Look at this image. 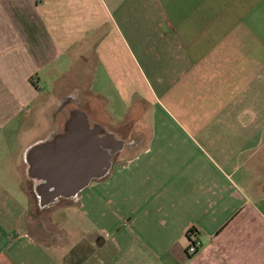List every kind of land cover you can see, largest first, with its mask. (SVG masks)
Returning a JSON list of instances; mask_svg holds the SVG:
<instances>
[{
    "label": "crops",
    "instance_id": "crops-1",
    "mask_svg": "<svg viewBox=\"0 0 264 264\" xmlns=\"http://www.w3.org/2000/svg\"><path fill=\"white\" fill-rule=\"evenodd\" d=\"M75 112L89 181L53 197ZM0 264H264V0H0Z\"/></svg>",
    "mask_w": 264,
    "mask_h": 264
},
{
    "label": "rangeland",
    "instance_id": "rangeland-1",
    "mask_svg": "<svg viewBox=\"0 0 264 264\" xmlns=\"http://www.w3.org/2000/svg\"><path fill=\"white\" fill-rule=\"evenodd\" d=\"M42 131L43 127L37 126L36 130L33 131V133L34 135L36 134L37 137L41 135ZM26 187V191H28V185ZM31 199L32 203L30 212L33 218H31L30 229L35 233H39V238L44 242L50 241V243H55L61 246L65 250V252L70 250L72 244H75L78 235H80L77 230L72 228V224L80 220V214H78L76 208L69 207L67 208V213L65 212L57 214V218H59L60 220V225L59 223H54L52 219L54 217L55 210L59 206L72 205L74 200H69L65 198L61 199V201L56 204L45 206L42 208L39 205L40 200L37 198L36 192L33 188L31 189ZM38 221H42V230H37ZM79 247L83 249V245H79Z\"/></svg>",
    "mask_w": 264,
    "mask_h": 264
},
{
    "label": "water",
    "instance_id": "water-1",
    "mask_svg": "<svg viewBox=\"0 0 264 264\" xmlns=\"http://www.w3.org/2000/svg\"><path fill=\"white\" fill-rule=\"evenodd\" d=\"M74 120L72 122L73 128H71V133L69 134L67 138V142L64 144V161L63 165H61V168L63 170L62 178H59L58 184L56 186V192L53 194V197H57L60 195L70 197L78 190L83 188V186L87 185L89 178L87 176L82 178V183L78 187L69 188L68 184L72 181V172L74 168V161L78 158H82L83 164L86 163V161L96 152V144H97V138H93L91 136V133L87 132L84 127H76L75 123L77 119H80L82 123H86V119L84 118V115L79 112L74 113ZM93 138V139H92ZM96 141L94 144L92 141ZM66 160V161H65ZM81 168V167H79ZM88 166L86 165L85 168H81V170L87 169ZM52 184H50L51 186ZM64 185L66 187H64ZM69 188V189H68Z\"/></svg>",
    "mask_w": 264,
    "mask_h": 264
},
{
    "label": "built area",
    "instance_id": "built-area-1",
    "mask_svg": "<svg viewBox=\"0 0 264 264\" xmlns=\"http://www.w3.org/2000/svg\"><path fill=\"white\" fill-rule=\"evenodd\" d=\"M190 235L193 237L192 240L190 241V244L188 246V254L190 256H193L197 254L202 246V242L197 236V233L195 231H191Z\"/></svg>",
    "mask_w": 264,
    "mask_h": 264
}]
</instances>
